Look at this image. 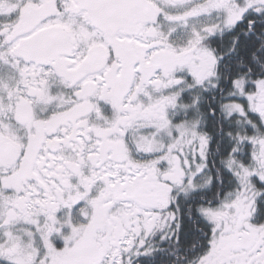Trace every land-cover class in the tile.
I'll return each mask as SVG.
<instances>
[{"label": "snow or ice", "instance_id": "obj_1", "mask_svg": "<svg viewBox=\"0 0 264 264\" xmlns=\"http://www.w3.org/2000/svg\"><path fill=\"white\" fill-rule=\"evenodd\" d=\"M0 264H264V0H0Z\"/></svg>", "mask_w": 264, "mask_h": 264}]
</instances>
